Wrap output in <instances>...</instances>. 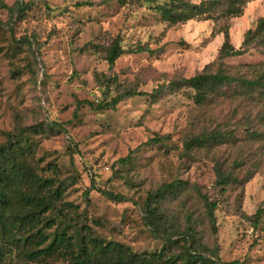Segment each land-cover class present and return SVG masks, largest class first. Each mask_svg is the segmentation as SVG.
I'll use <instances>...</instances> for the list:
<instances>
[{
    "label": "rangeland",
    "instance_id": "rangeland-1",
    "mask_svg": "<svg viewBox=\"0 0 264 264\" xmlns=\"http://www.w3.org/2000/svg\"><path fill=\"white\" fill-rule=\"evenodd\" d=\"M17 1L31 3L21 17L0 9V131L38 123L46 127L51 121L64 125V133L46 129L32 136L43 174L65 186L63 201L71 206H58L68 216V231L74 222H86L101 238L136 251H158L163 242L145 226L142 204L162 183L180 179V193L160 203L167 219L184 228L191 213L196 236L221 261L264 264V135H249L264 132L260 88L233 82L202 104L183 89L154 101L125 97L104 110L84 102L98 104L106 87L110 94L104 100L109 101L118 90L151 92L206 65L215 71L224 28L239 48L245 32L264 16V0L246 1L236 16L177 24L161 20L153 5L134 0H4L9 6ZM116 38L124 48L139 44L149 50L123 54L109 64L107 48ZM246 49L222 59L228 73L246 78L264 73V43L256 40ZM215 131L229 136L184 149L189 137ZM163 135L162 142L148 141ZM130 151L129 163L116 162ZM215 164L238 179L252 176L244 183L215 186ZM100 188L126 198L114 203ZM199 192L217 203L214 228Z\"/></svg>",
    "mask_w": 264,
    "mask_h": 264
},
{
    "label": "trees",
    "instance_id": "trees-1",
    "mask_svg": "<svg viewBox=\"0 0 264 264\" xmlns=\"http://www.w3.org/2000/svg\"><path fill=\"white\" fill-rule=\"evenodd\" d=\"M126 2L125 0H120ZM132 1V0H129ZM153 5L161 20L170 24L184 23L190 19H211L239 15L242 6L248 0H202L198 3L190 0H134ZM31 3L17 1L7 5L0 0V9L16 13L21 17L30 8ZM224 41L220 47L219 63L215 71H208V65L202 72L187 78L173 79L161 84L151 92L135 90H118L114 97L105 101L110 94L109 87L103 91L98 104L84 101L93 109L104 110L115 108L117 102L125 97L147 96L157 100L165 92L187 90L189 96L197 104H202L216 93L222 86L233 82L249 88H260L264 92V73L253 78L235 76L222 66V59L242 54L253 42L264 43V16L259 18L254 28H249L243 39V45L235 48L229 41L228 27L224 30ZM25 41H28L25 39ZM149 50L148 47L135 45L124 48L119 39H114L107 48L106 59L113 64L117 58L126 53ZM189 90V91H188ZM187 93V94H188ZM77 103H81L78 101ZM44 127L43 123L23 125L0 133L4 140L0 143V264L22 262H47L61 260L62 264H243L238 259L221 261L217 253L207 248L205 243L196 236L193 217L187 213L184 228L167 219L160 210V203L169 197L176 196L181 188L180 179L162 183L154 191H150L142 204L143 222L153 238L159 239L163 245L158 251L144 252L132 250L118 241L99 237L91 226L86 223L74 222L68 231L69 219L58 205L70 207L64 203L65 186L57 177L43 174L39 158L35 157L37 141L32 134L48 129L51 132L64 133L63 124L51 121ZM252 137H261L264 132L251 131ZM229 136L227 132H203L189 137L184 142L186 151L205 146L210 141H222ZM167 135L152 137L149 142H162ZM132 151L116 162L126 165L131 160ZM50 163L47 168H50ZM53 170L56 165L51 167ZM215 186H225L237 182L244 183L251 178V172L238 179L230 171H224L219 165H213ZM92 187V186H91ZM93 188V187H92ZM114 203L125 200L122 194L111 190L97 189ZM89 191H84L88 198ZM209 227H215V210L217 203L205 194H200ZM62 212V215H61ZM261 211L254 214L255 223L261 217ZM53 228L52 231L49 229ZM181 242V243H180ZM180 243L177 251L174 247Z\"/></svg>",
    "mask_w": 264,
    "mask_h": 264
}]
</instances>
